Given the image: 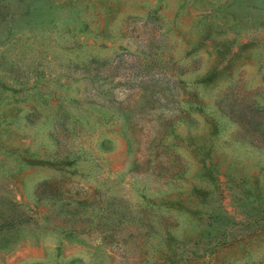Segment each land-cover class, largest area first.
<instances>
[{"label": "rangeland", "instance_id": "rangeland-1", "mask_svg": "<svg viewBox=\"0 0 264 264\" xmlns=\"http://www.w3.org/2000/svg\"><path fill=\"white\" fill-rule=\"evenodd\" d=\"M258 189L264 0H0V264H242Z\"/></svg>", "mask_w": 264, "mask_h": 264}, {"label": "trees", "instance_id": "trees-1", "mask_svg": "<svg viewBox=\"0 0 264 264\" xmlns=\"http://www.w3.org/2000/svg\"><path fill=\"white\" fill-rule=\"evenodd\" d=\"M215 122L212 124L214 127ZM69 155H64L61 158H54L52 163L50 164L52 167L57 168L58 170H63L67 167L70 163H72L73 159L69 158ZM42 159L40 158L38 162H41ZM208 174H211V170L207 169ZM255 186L254 188H256ZM194 193L197 196H204L207 190L201 188H194ZM264 192L263 190L256 191V195L254 193H248L245 195V198H251L255 200L256 204H249L241 203L239 206L242 208L240 211V218L234 219L232 216L228 215L224 211V215L221 216L220 222L218 226H210V228L205 229L199 237L203 240L202 244V252L199 257H202L205 253H207L208 258L210 260L212 258L215 260L217 255L223 254V252L229 247L240 245V249L242 253H244L246 259L242 262V264H253L254 258H257L258 255L251 254L249 251V247L257 241L259 238L264 237V201L260 204L257 200L258 198L262 200V197H258L260 192ZM260 204V205H259ZM215 219V218H214ZM213 219V221H215ZM216 227V228H214ZM167 242H170L172 239V234H166ZM247 247V248H246ZM243 249V250H242ZM189 249H183L182 247H177L176 250L171 253V255L164 257L160 264H170L173 263H182L188 262L192 255L189 254ZM191 253V252H190ZM264 258V257H262ZM204 260H200L199 262L202 263ZM198 262V259H197Z\"/></svg>", "mask_w": 264, "mask_h": 264}]
</instances>
